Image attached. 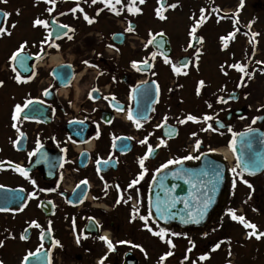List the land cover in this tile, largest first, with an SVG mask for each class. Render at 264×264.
Segmentation results:
<instances>
[{"label": "flooded vegetation", "instance_id": "flooded-vegetation-1", "mask_svg": "<svg viewBox=\"0 0 264 264\" xmlns=\"http://www.w3.org/2000/svg\"><path fill=\"white\" fill-rule=\"evenodd\" d=\"M190 1L192 8H196L195 2ZM122 3L126 5L128 0ZM239 5L240 2L234 9L220 6L218 13L201 8L203 20L201 9L196 8L197 14L192 15L188 32L199 21L200 26L193 35L202 38V42L188 35L186 51L177 55L172 45L167 57L178 66L180 61H187L188 66L181 67V74L174 73L172 66L164 62L162 52L148 44L150 38H146L145 32L136 26L133 31H126L131 23L126 8L116 16L103 4H92L91 0H55V5L45 0H28L13 10L0 6V10L9 13L0 26L10 33L0 34V81L3 82L0 85V162H3L0 189H6L5 194L0 192V208L7 209L0 211L3 264H26L24 257L29 253L35 254L28 256L29 264H98L102 256H106L104 264H160L159 258L168 251L173 255L164 264H196L205 254L209 258L202 261L204 264H264V237L249 238L247 232L251 229H245L228 215L232 210L255 224L257 232H264V186L258 184L260 179L264 180V171L248 176L237 167L236 161L230 169L237 168L240 175L235 173L228 178L227 201L220 203L204 227L191 230L158 220L156 224L149 221L154 231L158 225L168 233L178 234L165 237L172 240L174 248L169 249L166 242L151 235L138 216L130 222L133 205L139 215H148L151 211L149 193L153 183L165 170L178 165L161 168L168 160L188 155L197 157L203 149L222 155L219 148L226 143L230 145L234 134L249 128L264 131V94L246 90L250 83L247 75L242 82V74L228 67L239 62L247 65L246 71L252 75L264 73V53L258 48L260 41H256L257 28L260 38L264 37V23L259 15L262 10H258L257 0H244L242 8ZM74 7L82 8L83 12L73 13ZM98 9L103 11L97 16ZM84 14L95 22L88 24ZM212 14L218 21L214 22L215 29H222L220 23L226 20L228 34L234 30L238 36L243 35L241 48L251 49L246 63L242 49L229 53L233 42L228 41L224 49L229 54L210 48L207 42L215 30L210 23ZM37 18L46 21L48 27H34ZM59 25H68L74 31ZM252 33L258 35L253 37ZM132 38L139 49L130 41ZM25 42L21 55L28 59L26 67L21 68L10 57ZM189 43L193 46L189 47ZM145 60L151 67L141 63ZM133 61L141 71L132 68ZM17 74L21 76L20 83L15 79ZM199 81L205 83L197 95ZM238 84L241 86L237 87ZM218 98L226 102L218 103ZM27 100L33 101L27 109L28 118H24V109L15 122L17 128H13L11 117L15 105L23 106ZM130 109L134 118L140 119V128L127 118ZM187 114L196 116L200 122L178 123ZM205 115L212 119L204 122ZM209 125V130L201 131ZM165 126L171 127L164 129ZM174 127L178 135L166 137L164 134ZM186 128L193 129L183 138ZM192 133L201 141L198 150L196 140L189 137ZM227 135L231 137L229 141ZM145 137L147 144L139 143ZM161 140L165 141L163 145ZM148 145L154 151L145 162L146 174L133 188H128L140 172L138 159ZM97 159L109 163L98 165ZM16 165L27 170V179L15 170ZM242 180L260 194L257 197L250 194L247 198L249 187ZM168 182L161 178L159 187ZM30 193L33 195L29 196ZM120 197L121 203L116 204ZM32 221L40 227L30 226ZM21 235L26 239H20ZM99 236H107L115 250L108 252ZM119 241L128 243L119 244ZM217 243L220 247L212 251Z\"/></svg>", "mask_w": 264, "mask_h": 264}, {"label": "snow or ice", "instance_id": "snow-or-ice-1", "mask_svg": "<svg viewBox=\"0 0 264 264\" xmlns=\"http://www.w3.org/2000/svg\"><path fill=\"white\" fill-rule=\"evenodd\" d=\"M144 2H145V0H139V4H143ZM45 3H51V4L55 5V0H45ZM91 3L92 4H96V3L103 4L104 7L108 11L112 12L116 16H120L121 12L125 8L127 9L128 13H130L131 15H136V14H139L141 12V9L138 6H136L137 0H128V3L126 5L124 3H122V0H91ZM157 3H158L159 6L156 8L155 14L160 20H164V19H166V16L163 15V11L165 10L166 5L162 2V0H157ZM243 3H244V0H240L239 7L242 8L243 7ZM117 5L120 6L119 9L117 8ZM167 7L175 8L176 5L175 4L167 5ZM71 11L73 13H76L77 11L83 12V9L79 8V7H74V8L71 9ZM100 11H103V9H98L97 10V13H96L97 16L99 15ZM48 12L51 13L52 12V8H49ZM3 15L5 17H7L9 15V13L5 12V13H3ZM83 18H84L85 21H87L88 24H92V23L95 22L94 18H89V16L87 14H84ZM203 19H204L203 9H201V20H203ZM53 23H55V21H53ZM33 26L34 27L35 26H43V27L47 28L48 27V23L46 21H44V20H41V19L37 18L36 20H34ZM199 26H200V22L198 21L197 24L192 27L191 31L189 32V35L191 37H193V39H197L199 42H202V38H199V37H196V36L193 35L194 33H196L197 27H199ZM12 27H15V25H12ZM59 27L62 28V29L63 28H67L68 31H74V29L68 28V25H59ZM133 30L134 29H133L132 24L129 23V26L126 29V31L131 32ZM0 34H10V33L7 32V29L5 27L0 26ZM49 35H51V33H49ZM64 35H67V33H64ZM157 35H163V34L162 33H158ZM256 35H258V34L257 33H252L253 37H255ZM149 36L151 38L148 40V44H153V42L155 40V37L152 36L151 33H149ZM234 36H235V32H232V33H229L227 36L220 37L222 48H226L227 47L226 41L229 40V39H234ZM57 38H59V34H57ZM68 39H72V37L69 36ZM26 43L27 42L22 43L20 45L19 49H17V51L13 52L11 57H10V60L18 61V63H19L21 68H25L26 67V60L28 59L27 57L21 55V51L24 49ZM192 46L193 45L191 43H189V47H192ZM109 47H111V45H109ZM145 47H147V45H145ZM198 54H199V49H197V58H198ZM152 56L154 58L156 56V53L153 52ZM164 62L166 64L171 65L172 66V71L174 73H176V74H181V67L187 68V66H188L187 61H180L179 62V66H178L177 64H173V62L170 59H168L167 57H165ZM84 63H87V61H85ZM141 63L145 67H151V65L148 64L147 60L142 61ZM256 63L260 64L261 62L260 61H256ZM131 66L136 71H141V68L138 67V63L136 61H133ZM228 67L235 68L238 72H240L242 74L241 75V81L242 82L244 80L245 75H247L249 80L252 79V74L248 73L246 71L247 65H242L241 63L237 62L235 64L228 65ZM12 70H13V72H15L16 68L13 67ZM221 71L222 72L224 71V66L223 65L221 66ZM184 74H186V73H184ZM224 74L227 75V72H224ZM15 79H16L17 83L21 82V76L19 74H17L15 76ZM2 83L3 82L0 81V85H2ZM153 83H155V81H153ZM204 83H205L204 81H199L198 82V87L196 89L197 95L200 94V90L204 86ZM240 86H241L240 84L237 85V87H240ZM93 91H96V90L94 89ZM157 92H158V88H157ZM45 94H47V93H45ZM105 99H107V97H105ZM113 99H114V97H113ZM217 102L218 103H225L226 101L223 100V98H218ZM32 103H33L32 100H27V101H25L23 106H21L20 104L15 105V109H14V111L12 113V117H11V119L13 121V124H12L13 128H17V125H16L15 122L20 117V115L24 111V109L28 108V106L30 104H32ZM208 107L211 108V104H209ZM24 118L27 119L28 117L25 116ZM127 118L129 120H131L135 124V126L137 128L141 127L140 119L134 118L131 109L128 112ZM167 119H168L167 117L164 118L165 122L167 121ZM210 119H212V117L207 116V115H205L203 117V121L204 122H207ZM255 119L256 118H254L253 123H255ZM188 121H191L193 123H199L200 122L199 118H197L196 116H194L192 114H187L184 117V119H178V123H180V124H184V123H186ZM80 123H82V122H80ZM109 123H110V121H109ZM210 127L211 126L209 125L208 128L201 129V131L209 130ZM213 130H215V129H213ZM17 131L19 132V129H17ZM229 131H231L230 128H229ZM252 131H254V130L251 129V128L248 129V132H252ZM174 132H175V129H171L168 134L171 135ZM20 135L23 136V133H20ZM192 135L195 136L196 133H192ZM234 136H235V134H234ZM117 139H119V138H117ZM125 139H129V138H125ZM139 143L147 144V137H145L144 140L139 141ZM164 143H165L164 140L160 141L161 145H163ZM234 144H235V140H233L230 143L229 146L233 147ZM200 145H201V141L199 139H197L196 142H195V149L198 150L200 148ZM39 147H40L39 142H37V148H39ZM249 147H250V144H249ZM125 148H126V146H125ZM153 151H154V149L152 148V146L148 145V148H147V151L145 152V154L138 159L140 172L136 176V178L133 179L128 184V188H133L134 185L138 184L140 182V180H142L144 178V176L146 174V171H147V169L145 167V162L149 159V156L152 154ZM29 155H32V154L30 153ZM192 159H199V157L198 156L197 157H193L191 155H188V156H184V157H182L180 159H175V160L170 159V160L167 161L166 164L161 165V168H167L168 165H172V164H182L184 160H192ZM2 163L3 162H0V164H2ZM101 163L106 165V164L109 163V161L108 160L101 161L100 159H97V164L99 165ZM254 166H255V161H253L252 163L244 162L243 165H242V162L240 161V159L239 158L237 159V167H243L245 170H248V174L249 175L254 174V172L250 170ZM261 166H264V162H262ZM15 170L19 171L20 175H22L26 179L28 178V172L23 167H21L19 165H16L15 166ZM156 171L159 172L160 169H157ZM231 171L233 173H236L238 176L240 175V173L237 172V168H233V169H231ZM98 172H99V168H98ZM173 175L176 178H178V179H184L185 177H187V179L185 180L186 183H191L192 180L197 178V176H198L197 173H194V172H192L191 170H188V169H178ZM202 175H207V173H203ZM153 179L155 180V176L153 177ZM219 179H220V172L219 171H215V175H214V178L212 180H209L206 183L201 181V183H205V188L206 189L210 185L211 188L209 190L212 193H214L215 192V182L218 181ZM242 182L247 184V186L249 188L252 187L251 184H249L246 180H242ZM82 183H87V181H83ZM33 184H35L34 181H33ZM173 187L175 188V186H173ZM193 187H196V185H193ZM40 191H45V190L44 189H40ZM117 191L119 192V186H117ZM32 195L33 194H31V193L29 194V196H32ZM122 199H123L122 197L118 198L116 200V204H120ZM130 199H131V197L129 196L128 200H130ZM128 200H124V203H127ZM193 201H194V203H193ZM193 201H190L187 198H181V197H171V198H169L168 197V190L165 189V199L164 200H160L159 198H157V201H156V204H155V211H156L157 216L160 219L167 221L172 215H174V213H172L171 209L175 208L177 203H183L184 204V211L186 212L187 219H184V217H181L182 222H184V223H189V222L199 223L200 220L203 219L204 214L207 211L209 205L212 203V197L209 195L208 191H204L202 199L194 197ZM49 203H51V202H49ZM6 210L7 209H5V208H0V211H6ZM228 215L230 216V218L233 221H239L245 227V229H251V231L247 232V236L249 238L255 237L257 240H259L261 237H264V232H257V226L255 224L251 223V222L246 221L244 216H238L232 210H229ZM137 216L143 222V227L149 233H151V235H153L155 237H158L162 242H166L168 244V246H169V249H172V248L175 247V245L173 244L172 240L170 238L165 240V237H166V235L170 236V235H178V234H176V233H168L167 229H165L163 227H159L158 225H157L158 230L154 231L153 227L149 226V221L150 220L152 221L153 224H156V220H154L152 218V212L151 211L148 213V215H139L138 208L135 205H133V209H132V213H131V217H130V222L135 220L137 218ZM30 226L37 227V228L40 227V225L36 221H32ZM94 226L96 228H99L98 224H96ZM25 231H27V229H25ZM50 231H51V229L49 228V232ZM43 235L44 234L41 233V238H43ZM98 238H99L100 241H103L105 243V245L107 246L108 252H113L115 250L112 241L109 240L107 236H99ZM20 239H22V240L26 239V236L25 235H21ZM79 242H80V238L78 237L77 238V243L79 244ZM118 243L119 244H124V243H128V242L119 241ZM189 243L192 244L191 241H189ZM53 244H58V241H53ZM2 245H3V241H0V246H2ZM132 246L133 247H140L139 245H132ZM219 247H220V243H217L211 250L212 251H216ZM140 250L142 252L144 251V249L142 247L140 248ZM37 251H39V249ZM189 251H191V248L189 249ZM34 255H35L34 253H29L28 254V256H34ZM172 255H173L172 251L166 252L164 255H162L159 258L160 264H164V261L168 257H170ZM229 255H231L230 252H229ZM28 256L24 257L25 261L28 259ZM208 258H209L208 255L205 254V255H201L198 259L201 260V261H204V260H207ZM105 259H106V256H102L100 261L98 262V264H104V260ZM185 259H187V257H185ZM0 264H3V262L0 261Z\"/></svg>", "mask_w": 264, "mask_h": 264}, {"label": "water", "instance_id": "water-1", "mask_svg": "<svg viewBox=\"0 0 264 264\" xmlns=\"http://www.w3.org/2000/svg\"><path fill=\"white\" fill-rule=\"evenodd\" d=\"M166 4V0L162 1ZM4 11L0 10V24L5 17L3 15ZM154 48L157 50H162L165 56H168L171 52V47L169 43V39L166 35H157L155 36V40L152 44ZM27 109L23 113L24 116H27ZM164 129H169L168 126H165ZM175 132L171 135L165 133V136L168 137H176L177 130L174 127ZM254 131L248 132L242 131L238 133L235 137V144L233 146V151L236 156V159H240L242 165L244 162L252 163L255 161V166L250 169L254 172L251 176L258 175L264 170V166H261L262 162H264V131L261 129H253ZM250 144V147H249ZM245 174H248V170H245L243 167H239ZM178 169H188L194 173H197V178L193 179L191 183H186L184 179H178L173 174ZM215 171L220 172V179L215 182V192L212 193L209 189L211 186L209 185L208 188H205V183L209 180H212L215 175ZM203 173H207V175H202ZM249 175V174H248ZM161 178H166L169 180L167 184H164L162 188L159 187V183ZM201 181L205 183H201ZM227 184V167L224 161L218 160L213 158L209 154H201L200 155V163L197 165H189V164H178L172 169H168L164 171L156 181L154 182L151 191H150V201H151V210L153 212V216L155 219L165 223V224H176L178 226H182L188 229H200L202 228L206 222L208 221L211 214L216 210L220 203V199L223 195L225 186ZM196 185V187H193ZM175 186V188L173 187ZM165 189L168 190V197H181L187 198L190 201H193V198H203V192L208 191L209 195L212 197V203L209 205L207 211L204 214L203 219L200 220L199 223H184L182 222L181 217L187 219L186 212L184 211V204L177 203L175 208L171 209L172 215L167 221L160 219L155 211V204L157 198L160 200L165 199ZM1 194H5L6 189L1 190ZM194 203V201H193ZM6 205V203H4ZM30 258L26 260V264H29Z\"/></svg>", "mask_w": 264, "mask_h": 264}, {"label": "rangeland", "instance_id": "rangeland-1", "mask_svg": "<svg viewBox=\"0 0 264 264\" xmlns=\"http://www.w3.org/2000/svg\"><path fill=\"white\" fill-rule=\"evenodd\" d=\"M27 2H28V0H0V6L8 7L10 10H13L14 7H16L17 5L21 6L22 3H27ZM193 2H195L194 4L196 5L197 9L209 8L212 11L218 13L220 6L222 7V9H234V8H236V5L238 2H240V0H193ZM257 2H258V10H260V11L262 10V13L259 15L262 16L261 20L264 23V0H257ZM172 4H175L176 7L175 8L167 7V5H172ZM191 5L193 6V4L191 3L190 0H167L166 8L163 11V15L166 16V19L160 20L155 14V10L159 6L157 3V0H145V2L143 3V8H142L143 13H141V15L137 19H134L131 17V20L134 21V23H136L137 28H139L141 31L145 32L146 38H148V39L150 37L149 33H151L152 36L157 34V33L167 34L170 37L171 44L176 48V51H177L176 54L179 55L182 52H185L187 49L186 44L189 42V39H188L189 32L188 31L190 30V28L188 27V24H190V19H191L192 15L196 13V8H192ZM237 9H239V8H237ZM196 19L197 18H195V20ZM214 22H218V21H217V17L214 14H212L211 19H210V23L213 25L212 28H214V25H215ZM219 27H222V29H215L214 28L215 30H212L210 33V38L208 39V42H207L208 45L210 46V48L213 47L214 49H217L219 51V53H223V54L234 53V51L237 48L242 49L241 48L242 47V40L244 39L243 35L240 34L238 36L237 31L233 30L232 32H235V34L237 35V39H240V40L239 41L237 39L236 40H232V39L227 40L226 43L228 41L233 42L231 44L230 52L227 53L228 51H225L224 50L225 48H222L221 42L216 41V40L220 39L219 37L228 35V31L226 30V29H228V24H227L226 20L223 21V23H220ZM262 28H264V27H262ZM257 31L259 33V38L256 39V41H258V42L260 41L258 48L262 51V53H264V37L262 36V38H260L261 35H260L259 28H257ZM221 32H224V33H221ZM263 34H264V30H263ZM136 35L137 34L132 33V36H136ZM249 40L252 42L251 37ZM130 41L134 42L135 47L138 48V43L135 42L136 41L135 38H132ZM211 49H210V52H211ZM131 50H133V49H131ZM241 51L243 53V62L246 63L247 62V53L248 52L251 53V49L248 51H246V49L245 50L242 49ZM224 56H226V55H224ZM239 56L241 57L242 54H240ZM207 64L208 63L206 62V65ZM252 76H253V79H250L249 86L246 88V90L247 89H249V90L254 89V90L258 91L259 94H262V93L264 94V73L257 72ZM192 129L193 128L183 129L182 137L186 138L187 132L192 130ZM189 137H192L194 139V141L196 139H199L197 137V135H195V136L190 135ZM226 139L229 141V139H231V137H229L227 135ZM223 145L224 146H222V147H228L229 148V145L227 143L223 144ZM197 153H199V152H197ZM201 153H210L216 158H224L220 154L214 153L213 151H210L209 149H203L200 151L199 154H201ZM199 154L197 156H199ZM224 159L227 160L226 158H224ZM234 159H235V157H234ZM227 161H228L227 163H229L228 177L230 178L231 175L235 174L231 171L230 165L234 166L235 162H234V160L232 161V159H230V158H228ZM192 162L197 163L198 159H193ZM258 184H260L259 186H264V180L260 179L258 181ZM250 194L254 197H257V195L260 194V192L256 189H254L253 187H251V188L247 189V192H246L247 198H249ZM228 196H229V191H225L224 196L221 199L222 204L227 201ZM248 209H250L249 206H247V210ZM196 264H204V263L202 261H199Z\"/></svg>", "mask_w": 264, "mask_h": 264}, {"label": "bare ground", "instance_id": "bare-ground-1", "mask_svg": "<svg viewBox=\"0 0 264 264\" xmlns=\"http://www.w3.org/2000/svg\"><path fill=\"white\" fill-rule=\"evenodd\" d=\"M219 151L225 157H228L232 160L234 159V154L232 153V151L228 147H220Z\"/></svg>", "mask_w": 264, "mask_h": 264}, {"label": "trees", "instance_id": "trees-1", "mask_svg": "<svg viewBox=\"0 0 264 264\" xmlns=\"http://www.w3.org/2000/svg\"><path fill=\"white\" fill-rule=\"evenodd\" d=\"M136 6H138L140 8V4H139V0H137V4ZM139 15V14H138Z\"/></svg>", "mask_w": 264, "mask_h": 264}]
</instances>
